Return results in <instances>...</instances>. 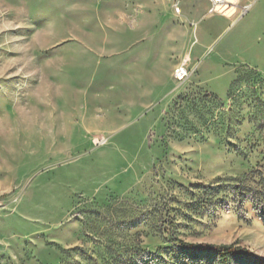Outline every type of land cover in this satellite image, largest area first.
Listing matches in <instances>:
<instances>
[{
	"label": "rangeland",
	"instance_id": "1",
	"mask_svg": "<svg viewBox=\"0 0 264 264\" xmlns=\"http://www.w3.org/2000/svg\"><path fill=\"white\" fill-rule=\"evenodd\" d=\"M240 3L0 0V264H222L194 246L231 243L264 264V0Z\"/></svg>",
	"mask_w": 264,
	"mask_h": 264
},
{
	"label": "built area",
	"instance_id": "2",
	"mask_svg": "<svg viewBox=\"0 0 264 264\" xmlns=\"http://www.w3.org/2000/svg\"><path fill=\"white\" fill-rule=\"evenodd\" d=\"M205 7V14L208 16L221 15L232 21L243 16L251 7L250 4H241L240 0H203ZM174 13L181 14V7L178 3L173 6ZM211 49H209L210 51ZM208 51V52H209ZM188 57L175 68V77L182 80L188 74Z\"/></svg>",
	"mask_w": 264,
	"mask_h": 264
},
{
	"label": "trees",
	"instance_id": "3",
	"mask_svg": "<svg viewBox=\"0 0 264 264\" xmlns=\"http://www.w3.org/2000/svg\"><path fill=\"white\" fill-rule=\"evenodd\" d=\"M182 245L192 247L193 245L180 241ZM196 249L213 252L222 264H228L229 261L239 255L249 256L250 251L237 243L231 244H201L195 245Z\"/></svg>",
	"mask_w": 264,
	"mask_h": 264
}]
</instances>
